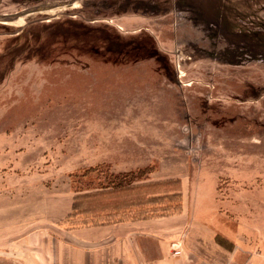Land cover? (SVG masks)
I'll return each mask as SVG.
<instances>
[{"label":"rangeland","instance_id":"obj_1","mask_svg":"<svg viewBox=\"0 0 264 264\" xmlns=\"http://www.w3.org/2000/svg\"><path fill=\"white\" fill-rule=\"evenodd\" d=\"M116 176L146 186L83 209L181 193L186 238L264 264V0H0V203Z\"/></svg>","mask_w":264,"mask_h":264},{"label":"crops","instance_id":"obj_2","mask_svg":"<svg viewBox=\"0 0 264 264\" xmlns=\"http://www.w3.org/2000/svg\"><path fill=\"white\" fill-rule=\"evenodd\" d=\"M15 197L0 203L3 264H232L210 256L192 235L186 238L191 221L181 215L68 229L59 223L72 210V194L43 198L32 189ZM209 228L198 231L209 236Z\"/></svg>","mask_w":264,"mask_h":264},{"label":"trees","instance_id":"obj_3","mask_svg":"<svg viewBox=\"0 0 264 264\" xmlns=\"http://www.w3.org/2000/svg\"><path fill=\"white\" fill-rule=\"evenodd\" d=\"M138 181L139 179L138 180H135V179L133 180L131 178L123 179L120 176H116L114 179L110 181V183L107 186H104L101 189H96L92 193L84 192V193H80L76 195L73 199V205H72L71 212L65 217L64 220L60 222V225H64V227L68 229H73L75 228V225H74V221L72 222L71 220L78 218L80 215L84 216L85 214L88 215L90 213L93 214L94 216H92L91 218L84 217L83 220L77 223H81L85 227H97V226H104V225H113V224L122 223V222H129V221H141V220H149V219H155V218H161V217H169V216L181 213V208H182L181 202H180V205L175 208L176 210L170 212L169 208L167 207L168 201H165V200L170 201L173 198H178V196L181 197V193H173V194L169 193L166 195H159L158 197H154V195L146 196V198L142 202H139L138 204L135 205L137 208H140L138 210V212L141 213L140 215L137 214L135 216H130V217L128 216L127 218H123V219L120 218L118 220L115 219L118 214L115 211L108 210L104 216H99L91 210L83 209V208H87L84 206L86 201L89 202L91 199L98 200L101 197L109 193L136 190L140 188L143 189V186H146V185L138 184ZM152 184L164 186L167 183L166 182H156ZM151 186L152 185H150V187ZM154 198H159L161 199V201H155ZM156 203L161 204L159 205V208L153 207V206H156L154 205ZM148 205H151L149 209H147ZM224 240L225 239L221 237L220 235H217L215 237V241L220 245H223L222 242Z\"/></svg>","mask_w":264,"mask_h":264},{"label":"built area","instance_id":"obj_4","mask_svg":"<svg viewBox=\"0 0 264 264\" xmlns=\"http://www.w3.org/2000/svg\"><path fill=\"white\" fill-rule=\"evenodd\" d=\"M174 255L175 256H180L181 255L180 246H178L177 248L174 249Z\"/></svg>","mask_w":264,"mask_h":264}]
</instances>
